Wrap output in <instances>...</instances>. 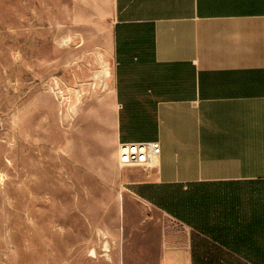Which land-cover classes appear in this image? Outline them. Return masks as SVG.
Wrapping results in <instances>:
<instances>
[{
	"label": "crops",
	"instance_id": "1",
	"mask_svg": "<svg viewBox=\"0 0 264 264\" xmlns=\"http://www.w3.org/2000/svg\"><path fill=\"white\" fill-rule=\"evenodd\" d=\"M113 11L111 157L160 144L155 167L119 168L146 217L128 213V264H264V0Z\"/></svg>",
	"mask_w": 264,
	"mask_h": 264
},
{
	"label": "rangeland",
	"instance_id": "2",
	"mask_svg": "<svg viewBox=\"0 0 264 264\" xmlns=\"http://www.w3.org/2000/svg\"><path fill=\"white\" fill-rule=\"evenodd\" d=\"M113 13L0 0V264H128L146 217L110 154Z\"/></svg>",
	"mask_w": 264,
	"mask_h": 264
},
{
	"label": "built area",
	"instance_id": "3",
	"mask_svg": "<svg viewBox=\"0 0 264 264\" xmlns=\"http://www.w3.org/2000/svg\"><path fill=\"white\" fill-rule=\"evenodd\" d=\"M51 83L56 89L60 86L59 78L53 77ZM160 144L158 141L149 142H119L117 145V164L120 169L141 167L150 169L157 165Z\"/></svg>",
	"mask_w": 264,
	"mask_h": 264
},
{
	"label": "bare ground",
	"instance_id": "4",
	"mask_svg": "<svg viewBox=\"0 0 264 264\" xmlns=\"http://www.w3.org/2000/svg\"><path fill=\"white\" fill-rule=\"evenodd\" d=\"M107 69V68H106ZM107 246V245H106Z\"/></svg>",
	"mask_w": 264,
	"mask_h": 264
}]
</instances>
